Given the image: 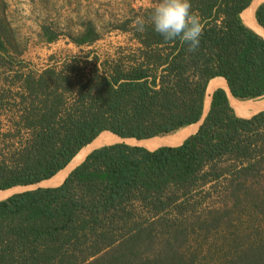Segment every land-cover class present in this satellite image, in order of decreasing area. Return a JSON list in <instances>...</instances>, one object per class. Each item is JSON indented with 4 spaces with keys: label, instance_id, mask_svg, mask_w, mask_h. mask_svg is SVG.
<instances>
[{
    "label": "trees",
    "instance_id": "trees-1",
    "mask_svg": "<svg viewBox=\"0 0 264 264\" xmlns=\"http://www.w3.org/2000/svg\"><path fill=\"white\" fill-rule=\"evenodd\" d=\"M252 0H190L203 24L197 51L151 25L159 0L132 8L96 46L94 23L68 36L77 53L34 69L0 20V190L51 178L102 131L144 139L197 123L180 143L92 149L56 186L0 199V264H264V38L243 24ZM264 29V1L254 12ZM48 43L57 33L42 27ZM200 121V123H199Z\"/></svg>",
    "mask_w": 264,
    "mask_h": 264
},
{
    "label": "rangeland",
    "instance_id": "rangeland-1",
    "mask_svg": "<svg viewBox=\"0 0 264 264\" xmlns=\"http://www.w3.org/2000/svg\"><path fill=\"white\" fill-rule=\"evenodd\" d=\"M149 3V0H0V20L9 29L13 45L22 50L17 59L31 68L40 69L51 63V57L58 59L77 53V47L68 35L82 29L85 20L92 21L102 32L96 46L123 43L125 34L118 30L105 31L106 28L130 13L132 8ZM43 26L57 33L56 40L50 43L44 40ZM260 99L247 100L256 102ZM37 187L44 186L29 185L9 195Z\"/></svg>",
    "mask_w": 264,
    "mask_h": 264
},
{
    "label": "bare ground",
    "instance_id": "bare-ground-1",
    "mask_svg": "<svg viewBox=\"0 0 264 264\" xmlns=\"http://www.w3.org/2000/svg\"><path fill=\"white\" fill-rule=\"evenodd\" d=\"M263 1L264 0H252L250 5L240 13L239 18L243 24L250 27L252 30L257 32L260 36L264 38V29L259 27L254 17V12L256 7ZM215 88H222L226 91L229 104L240 115L249 116L256 111L264 109V95L260 96L259 98L261 99L256 102H251L250 100H239L230 94L225 79L223 77L217 76L212 78L207 84L206 97L204 100L205 111L207 110L209 105V100H210L209 94ZM197 127H198V122L184 126L181 129L171 134L158 135L144 139L122 138L111 133L110 131L107 130L102 131L90 143L82 147L78 151V153L69 161V163L64 168L59 170L54 176L30 186L43 185L44 187H48V186H56L60 184L67 175V173L75 165L80 163L87 153H89L92 149L103 146L105 144L113 143L116 141L117 142L125 141L128 144L131 143L132 145H141L148 149H154L161 145H175L180 143L187 136L189 132L191 131L194 132L197 129ZM26 187L29 186H14L8 189L0 190V199L7 197L10 193L14 191H18L19 189Z\"/></svg>",
    "mask_w": 264,
    "mask_h": 264
},
{
    "label": "clouds",
    "instance_id": "clouds-1",
    "mask_svg": "<svg viewBox=\"0 0 264 264\" xmlns=\"http://www.w3.org/2000/svg\"><path fill=\"white\" fill-rule=\"evenodd\" d=\"M146 24L151 25L165 42L179 40L189 52L197 51L200 46L203 24L192 11L190 0H159L147 21L142 16L132 21V27L138 32L145 31Z\"/></svg>",
    "mask_w": 264,
    "mask_h": 264
},
{
    "label": "water",
    "instance_id": "water-1",
    "mask_svg": "<svg viewBox=\"0 0 264 264\" xmlns=\"http://www.w3.org/2000/svg\"><path fill=\"white\" fill-rule=\"evenodd\" d=\"M205 113H203V115H204ZM199 123H200V121H199Z\"/></svg>",
    "mask_w": 264,
    "mask_h": 264
},
{
    "label": "crops",
    "instance_id": "crops-1",
    "mask_svg": "<svg viewBox=\"0 0 264 264\" xmlns=\"http://www.w3.org/2000/svg\"><path fill=\"white\" fill-rule=\"evenodd\" d=\"M252 2V1H251ZM205 102V101H204ZM205 110V109H204Z\"/></svg>",
    "mask_w": 264,
    "mask_h": 264
}]
</instances>
